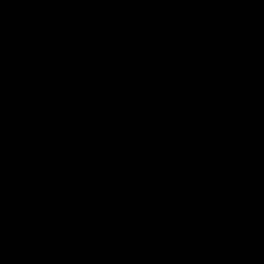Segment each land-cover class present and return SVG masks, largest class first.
I'll return each instance as SVG.
<instances>
[{
	"label": "flooded vegetation",
	"instance_id": "obj_1",
	"mask_svg": "<svg viewBox=\"0 0 264 264\" xmlns=\"http://www.w3.org/2000/svg\"><path fill=\"white\" fill-rule=\"evenodd\" d=\"M63 3L74 10L68 35L78 23L74 39L82 46L66 35L68 48L61 50L45 37V54L33 51L36 28L24 30V22ZM104 8L102 0H0V264H133L124 244L138 246L137 263L153 264L147 245L130 234L140 215L136 208L144 207L143 218L150 220L164 210L163 199L149 207L138 203L142 197L111 203L108 196L112 165L132 157L104 141L91 102L125 106L128 90L114 75L137 67L109 74L97 69L94 57L109 55L113 29L123 53L133 54L121 44L125 0H117L105 31ZM92 25L95 34L87 32ZM88 40L101 48L91 59ZM149 181H155L151 175ZM130 203L115 217L113 209ZM165 220L183 227L182 218Z\"/></svg>",
	"mask_w": 264,
	"mask_h": 264
},
{
	"label": "trees",
	"instance_id": "obj_2",
	"mask_svg": "<svg viewBox=\"0 0 264 264\" xmlns=\"http://www.w3.org/2000/svg\"><path fill=\"white\" fill-rule=\"evenodd\" d=\"M102 1L105 8L100 29L105 31L108 25L104 21L113 13L117 0ZM212 1L236 26L264 14V0ZM125 3L121 44L128 53L143 46L144 61L135 69H122L114 75L128 90L125 106L111 108L107 99L91 102L104 141L117 152L132 157V161L119 158L111 167L110 202L143 197L147 183L139 176L134 162L150 168L158 152L160 176L178 181L160 190L165 207L159 216L146 220L145 208H136L140 215L130 234L147 245L153 264H168L178 256L190 239L187 232L192 222L210 223L200 205L202 193L217 201L226 199L228 208L238 207L239 215L228 221L223 219V223L250 236L254 245L251 255L263 254L258 260L251 256L250 264H264V221L259 216L244 217L241 212L247 211V201L224 189V185L237 180L236 174L220 165L221 152L234 153L235 158L260 170L264 186V150L254 142L258 134L250 129L251 135L234 118L218 122V112L207 91L196 89L197 78L189 74L176 76L169 71L182 67L185 54L191 65L203 72H223L215 79V85L227 99H240L264 121V29L250 34L245 41H229L222 46L226 30L209 18L208 0ZM77 30L78 23L74 32L67 35V41L81 47L82 43L74 39ZM168 212L183 219L181 230L176 224L179 221H164L169 218ZM152 230H156L154 235ZM221 255V248L214 243H201L182 264H202L203 259L217 262Z\"/></svg>",
	"mask_w": 264,
	"mask_h": 264
},
{
	"label": "rangeland",
	"instance_id": "obj_3",
	"mask_svg": "<svg viewBox=\"0 0 264 264\" xmlns=\"http://www.w3.org/2000/svg\"><path fill=\"white\" fill-rule=\"evenodd\" d=\"M209 18L220 23L226 30V36L221 42V45H226L229 41L239 40L245 41L247 37L259 30L264 29V14L256 19L245 20L242 26H236L233 21L221 14L216 8L212 0H208ZM220 13H218V12ZM97 10H93L90 22L95 21V15ZM73 14L74 10L63 3L59 8H50L47 14H40L37 17L30 16L27 23L29 26L24 25V30L32 31L35 29V37H32L30 41V46L33 51L41 50L40 41L45 37L54 40V43L59 45L61 50H66L68 47L62 43L63 37L68 35L71 31L73 24ZM123 15V12H122ZM94 26H88L87 32L95 34ZM123 26H121V32ZM38 31L40 33H38ZM85 31V30H84ZM117 32L115 29L112 30V42L109 44L110 53L102 58L94 57L93 50L101 53L100 43L93 42L87 43L90 47V59L94 57L96 59V67H103L104 70L109 74L112 70L123 68L126 65L130 67H138L144 61L143 57L145 55L144 47L136 49L133 54L126 56L123 53L121 47L117 43ZM41 54L44 55L45 51L42 49ZM101 57V59H100ZM53 60V59H51ZM183 65L181 68H171L169 71L174 75H184L189 74L197 78L198 84L196 89L203 88L209 94V99L212 106L218 112V122H222L227 118H234L240 120L244 127L250 132V129L254 131L257 135L255 136V144L257 147L264 150V121L261 116L252 110L249 106L245 105L240 99L232 102L227 99L226 95L215 85V79L222 76L223 72L206 73L198 68L191 65L188 58L183 54ZM229 100V101H228ZM120 104H123L120 103ZM252 135V134H251ZM254 137V136H253ZM234 153L221 152L220 153V165L231 170L236 174V181L224 185V189L233 192L235 198H243L248 204L247 211L241 212L244 217L254 219L258 216L264 221V186L262 183V177L260 170L251 166L246 160H239L235 158ZM158 152L152 161L150 173L149 170L144 166L139 165L134 162L139 171V176L145 180L147 183V192L143 195L138 203H144L151 207L153 204L159 203L160 190L166 186L176 185L177 179L172 178H162L158 172ZM225 160L229 164L223 162ZM151 177L155 180L150 183L149 179ZM177 180V181H176ZM238 181V182H237ZM153 195H149L152 194ZM135 205L134 203L123 204L118 208L113 209L112 212L117 216V213L122 214V209L124 206ZM200 205L203 207L207 219L210 223H199L192 222V227L188 230L187 235L190 237L187 245L183 246L179 252L178 256L173 260L169 261L168 264H182L188 258V256L195 250L198 244L201 243H214L218 248L222 250V255L220 260L217 262L210 260H201L202 264H250L251 256L258 260L259 257H263V254L251 255L250 250L254 247L250 236L245 235L240 230L231 229L223 223V219L228 221L233 215H239L238 207L231 209L228 208L227 201H217L213 199L210 195L202 193L200 195ZM259 209V211H257ZM259 213V214H258ZM258 214V215H257ZM168 217H171L170 212L167 213ZM132 214L129 215L132 218ZM125 220H130L125 217ZM180 229L182 225L178 222L176 223ZM199 228V229H198ZM198 231L196 232V230ZM126 252L129 254L130 258L133 260V264L137 263L141 259L142 255L138 251V246L131 244H124ZM147 260V255H146ZM149 262L153 263L152 259L149 257Z\"/></svg>",
	"mask_w": 264,
	"mask_h": 264
}]
</instances>
